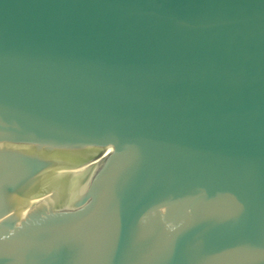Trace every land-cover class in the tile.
<instances>
[{
  "label": "water",
  "instance_id": "1",
  "mask_svg": "<svg viewBox=\"0 0 264 264\" xmlns=\"http://www.w3.org/2000/svg\"><path fill=\"white\" fill-rule=\"evenodd\" d=\"M0 264H264V0H0Z\"/></svg>",
  "mask_w": 264,
  "mask_h": 264
}]
</instances>
